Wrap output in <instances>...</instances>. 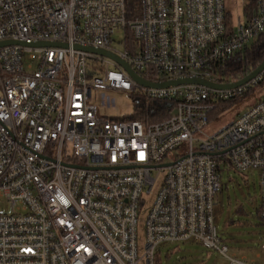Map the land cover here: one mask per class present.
Wrapping results in <instances>:
<instances>
[{"label":"built area","instance_id":"obj_1","mask_svg":"<svg viewBox=\"0 0 264 264\" xmlns=\"http://www.w3.org/2000/svg\"><path fill=\"white\" fill-rule=\"evenodd\" d=\"M250 5L235 24L228 0H141L131 17L127 0H0V43L68 45L0 47V199L11 207L0 212V264H162V244L191 240L228 257L213 215L224 169L259 171L264 220V100L203 133L217 106L261 86L264 72L235 89L148 88L115 60L75 49L110 51L152 83L237 82L223 79L224 65L264 34V0ZM118 30L123 51L112 47ZM97 91L177 106L146 126L102 115ZM183 144L188 153L165 162ZM155 171L165 176L141 249L139 214Z\"/></svg>","mask_w":264,"mask_h":264},{"label":"rangeland","instance_id":"obj_2","mask_svg":"<svg viewBox=\"0 0 264 264\" xmlns=\"http://www.w3.org/2000/svg\"><path fill=\"white\" fill-rule=\"evenodd\" d=\"M250 0H228L232 9L233 21L245 18V8ZM137 8L141 9V0ZM125 34L118 30L112 39V47L123 51ZM255 42V41H254ZM253 42V43H254ZM147 98L145 93L137 94L97 91L93 99L98 104L102 115L112 119H129L135 114V99ZM264 100V83L249 95L238 99L231 108L213 118L203 133L212 135L223 129L249 108ZM174 112V111H173ZM196 137H203L196 134ZM188 144L178 147L165 162L175 160L177 155L185 156ZM165 171L154 172L157 184L151 195H145V203L139 214V242L145 244L146 217L155 195L161 186ZM261 178L258 170L239 173L235 170L222 171L221 190L215 199L214 222L220 238L219 248L227 247V256L248 263L264 264V220L261 218L262 203ZM0 212L10 213L11 207L0 199ZM216 249L197 240L176 243H164L160 246L158 258L162 264H231L230 259Z\"/></svg>","mask_w":264,"mask_h":264},{"label":"trees","instance_id":"obj_3","mask_svg":"<svg viewBox=\"0 0 264 264\" xmlns=\"http://www.w3.org/2000/svg\"><path fill=\"white\" fill-rule=\"evenodd\" d=\"M138 1L139 0H127L129 17L132 15H138L140 13V9L137 8L139 5ZM251 9V5L248 4L245 10L247 13H249ZM131 42L132 34L129 32V47L131 46ZM263 62L264 34L257 41L246 48V50L235 55L226 62L223 69V79L227 82L239 80L255 70ZM250 93L246 94L245 96L249 95ZM237 100L238 99H234L220 103L217 106V109L211 113L210 121L235 105ZM176 106L177 101L174 99L152 100L148 97L145 99L137 98L135 99L136 110L134 116L124 120L140 121L146 126H149L169 119L172 116Z\"/></svg>","mask_w":264,"mask_h":264},{"label":"water","instance_id":"obj_4","mask_svg":"<svg viewBox=\"0 0 264 264\" xmlns=\"http://www.w3.org/2000/svg\"><path fill=\"white\" fill-rule=\"evenodd\" d=\"M7 45H21V46H32V47H45V46L46 47H51V46H53V47H64V48L68 47L67 44H60V43H38V44H31V45L24 43V42H16V41H5V42L0 43V47H4ZM75 49L86 51L89 53L98 54L101 56H106V57H109V58L115 60L118 64H120L129 73V75L132 77V79L135 82H137L141 86L148 87V88H168L171 86L196 84V85L212 87L215 89H235L237 87L245 85L246 83H248L251 80H253L254 78H256L258 75H260L262 72H264V62H263L255 70L250 72L247 76H245L241 80H239L237 82H233V83H228V84H217V83H213V82L207 81V80L202 79V78H180L177 80L167 81V82H162V83H152V82L145 80L140 75H138L132 69L131 65L127 61L121 59L120 57H118L117 55H115L114 53H112L110 51H106V50H102V49H95L92 47H82V46H78V45L75 46ZM171 165H173V163L167 164L164 166H171ZM72 166L73 167H80V166H76V165H72Z\"/></svg>","mask_w":264,"mask_h":264},{"label":"crops","instance_id":"obj_5","mask_svg":"<svg viewBox=\"0 0 264 264\" xmlns=\"http://www.w3.org/2000/svg\"><path fill=\"white\" fill-rule=\"evenodd\" d=\"M250 3H251V0L249 1V3H248V4H250ZM245 9H246V8H245ZM248 14H249V13H247V12H246V10H245V14H244V15H245V17H246V16H248Z\"/></svg>","mask_w":264,"mask_h":264}]
</instances>
